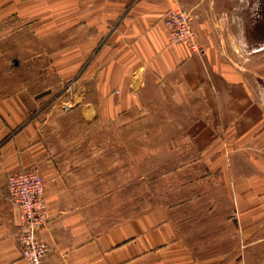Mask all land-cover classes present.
I'll return each instance as SVG.
<instances>
[{
  "label": "crops",
  "instance_id": "obj_1",
  "mask_svg": "<svg viewBox=\"0 0 264 264\" xmlns=\"http://www.w3.org/2000/svg\"><path fill=\"white\" fill-rule=\"evenodd\" d=\"M238 1L0 0V23L28 16L30 24L13 29L25 25L54 45L35 51L47 64L34 79L0 96V264H27L18 245L22 215L6 188L18 170H35L44 184L42 264H264V70L257 63L264 49L256 51L252 82L224 51L230 32L222 14L248 3ZM258 4L250 6L256 14ZM169 9L191 15L197 50L169 38ZM148 90H169L176 106L193 112L183 141L201 158L206 188L234 228L233 238L208 255L195 254L164 208L95 228L67 180L64 152L53 149L32 114L56 95L53 103L71 105L68 115L109 122L144 108Z\"/></svg>",
  "mask_w": 264,
  "mask_h": 264
},
{
  "label": "rangeland",
  "instance_id": "obj_2",
  "mask_svg": "<svg viewBox=\"0 0 264 264\" xmlns=\"http://www.w3.org/2000/svg\"><path fill=\"white\" fill-rule=\"evenodd\" d=\"M230 1L235 5L238 0ZM252 2H244L239 11L231 5L222 14V27L230 32L222 47L251 82L254 58L262 52L256 51L264 49V0H255L257 14L250 9ZM30 23L28 16L12 15L0 23V96L27 85L46 67L47 60L38 62L33 56L35 51L53 48L51 40L35 39L25 25L13 29L14 24ZM260 57L257 63L264 70V55ZM53 96L32 114L37 115L41 134L52 139L53 149L64 152L67 180L95 228L104 230L147 210L164 208L197 256L213 253L233 238L226 211L214 204L206 188L209 174L198 166L201 158L183 141L189 137L187 123L193 112L176 106L169 90L163 97L148 90L141 100L144 108L126 111L109 122L68 115L64 111L71 105L53 103Z\"/></svg>",
  "mask_w": 264,
  "mask_h": 264
},
{
  "label": "built area",
  "instance_id": "obj_3",
  "mask_svg": "<svg viewBox=\"0 0 264 264\" xmlns=\"http://www.w3.org/2000/svg\"><path fill=\"white\" fill-rule=\"evenodd\" d=\"M192 17L181 9H169L163 16V24L173 42L187 44L197 50ZM6 188L10 201L22 215L18 234V245L22 258L27 264H42L47 253V244L37 233L48 217L44 201V184L35 170H18L8 174Z\"/></svg>",
  "mask_w": 264,
  "mask_h": 264
}]
</instances>
